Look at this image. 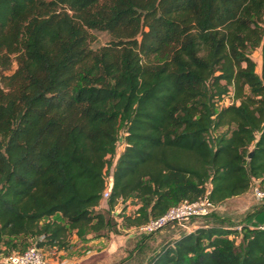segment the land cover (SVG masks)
Returning a JSON list of instances; mask_svg holds the SVG:
<instances>
[{"label":"trees","instance_id":"1","mask_svg":"<svg viewBox=\"0 0 264 264\" xmlns=\"http://www.w3.org/2000/svg\"><path fill=\"white\" fill-rule=\"evenodd\" d=\"M94 29L113 38L99 51ZM259 47L261 74L250 57ZM0 64L5 248L42 235L39 245L66 248L73 231L110 226L96 208L122 134L105 204H142L122 218L126 227L209 184L219 205L253 179L264 190V0H0ZM231 91L234 102L220 106ZM208 222L151 263L264 264V230Z\"/></svg>","mask_w":264,"mask_h":264},{"label":"built area","instance_id":"2","mask_svg":"<svg viewBox=\"0 0 264 264\" xmlns=\"http://www.w3.org/2000/svg\"><path fill=\"white\" fill-rule=\"evenodd\" d=\"M232 99L234 102L233 92L226 97L227 101ZM237 103H239L237 101ZM126 143L124 135L119 136L117 148L114 154H108L106 159L111 163L104 169L105 189L103 190L102 204L107 203L112 194V186L114 183V172L117 161L125 150ZM252 188L258 199H264V191L260 188L259 180L253 179ZM212 185L209 184L205 194L195 200H183L180 203L171 206L164 214L158 217H150L147 222L139 226L126 227L121 225L132 235L145 236L160 232L168 227H178L183 231L192 232L197 227V220L207 217L214 212H218L222 207L211 199ZM122 203V202H120ZM118 206V205H117ZM116 206V207H117ZM243 226L235 227L242 230ZM264 230V222L258 226H250ZM45 236L42 235L39 240L28 246L24 251H15L8 255H4L0 260V264H76L73 261L61 258L60 248L57 245L41 246L39 242L43 241ZM48 250H47V249Z\"/></svg>","mask_w":264,"mask_h":264},{"label":"rangeland","instance_id":"3","mask_svg":"<svg viewBox=\"0 0 264 264\" xmlns=\"http://www.w3.org/2000/svg\"><path fill=\"white\" fill-rule=\"evenodd\" d=\"M93 33L96 36V41L90 44L91 49L95 51H99L103 46L110 43V41L113 39L112 35L107 30H99L94 29ZM250 57L256 62V72L258 74H261L262 71V48L259 47L256 50H253L250 52ZM13 62L9 70L6 71L7 74L12 73L17 68V62L15 61V57L12 56ZM0 70H1V64H0ZM232 99L230 98L228 101L225 98L223 101L219 103L220 106H228L230 105ZM124 129L123 125L121 126L120 132ZM226 131V128H222L216 133L215 135H219ZM264 187V186H263ZM263 190V188L261 187ZM264 191V190H263ZM131 204H134L132 202ZM264 204V199H258L257 196L254 193L253 188H251L247 193L233 197L231 199H228L224 201L221 204V208L218 211L219 213L216 214L218 217H210L206 221L201 218L197 220V224H205L207 221L208 223H216V224H222V225H229L231 223L234 224L235 227L237 226H245V224H248L250 226H258L262 221H264V212H260V207ZM57 218L61 219L58 215ZM259 218V219H258ZM262 218V221L260 219ZM116 222V221H115ZM221 222V223H219ZM118 226V223H116ZM183 230H181L178 227H168L165 230H162L160 232H157L153 234V236H138V240L144 238L145 241L142 245V248L135 247L136 240L129 243V252L132 251L131 254L126 256H122L118 258L116 261H110L106 260L104 257L100 258V261L104 264H152L151 259L164 247V244L166 242H169L170 240H174V237L176 235H179L182 233ZM174 235V236H173ZM165 238L164 242L159 244L160 241H156L159 238ZM11 240V239H10ZM36 239H28L25 241H22L20 238H15L13 241L18 242L17 247H9L5 248L4 244H0V260L4 255H8L9 253H12L14 251H20L21 249H25V247H28L34 243ZM239 241L238 243H240ZM69 247L63 248V250H67ZM47 249V248H46ZM48 250V249H47ZM76 251H74L75 253ZM74 253H70L69 255H73ZM81 256L84 254L80 253ZM76 255H79L76 252ZM62 256H66V254H62ZM76 260V259H75ZM76 264H95L94 257L84 258L77 261Z\"/></svg>","mask_w":264,"mask_h":264},{"label":"crops","instance_id":"4","mask_svg":"<svg viewBox=\"0 0 264 264\" xmlns=\"http://www.w3.org/2000/svg\"><path fill=\"white\" fill-rule=\"evenodd\" d=\"M132 202L134 204H131ZM141 206L142 204L137 199L130 198L124 203H119L116 208L110 211V208L104 202L102 206H98L96 209L103 211L107 215L111 221L110 226L99 233L90 231L84 237H79L76 231H73L69 238V248L67 250L60 248L61 258L78 263L77 261L81 257L82 259L94 257L95 264H104L100 261L101 257H104L106 260L116 261L118 258L126 256L127 252L128 255L131 254V251L129 252V243L138 237L130 234L125 229L126 227L124 228L121 225V222L124 216H134ZM115 221L118 223V226L115 224ZM179 236L180 234L176 235L174 239ZM164 239L162 237L158 240L156 239V241H160L159 244H161L164 242ZM74 251L79 255H76ZM70 253L74 254L69 255ZM80 253L84 254L81 256ZM62 254H66V256H62Z\"/></svg>","mask_w":264,"mask_h":264}]
</instances>
